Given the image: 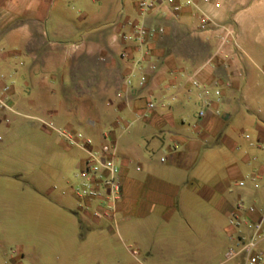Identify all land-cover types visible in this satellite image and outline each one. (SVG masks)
I'll use <instances>...</instances> for the list:
<instances>
[{
	"label": "rangeland",
	"instance_id": "374dc122",
	"mask_svg": "<svg viewBox=\"0 0 264 264\" xmlns=\"http://www.w3.org/2000/svg\"><path fill=\"white\" fill-rule=\"evenodd\" d=\"M218 1L221 7L214 15L229 16L219 23L231 26L245 37L244 49L251 56L254 42L264 45V0ZM54 2L45 21L42 18L33 21L30 16H5L0 23V83L11 88L8 101H4L7 107L0 109V222L8 223L0 229L3 241L0 256L5 257L7 264H148L145 256L127 240V227L116 215L117 203L112 208L100 198L90 201L84 196L82 190L87 181L80 175V164L87 159V153L80 146L87 144L95 152L103 145L115 143L116 167L119 168L117 152H137L139 157L135 153L132 164L143 165V160L154 162L158 157L157 153H148L152 136L159 139L170 129L152 127L135 117L125 119L107 101L101 104L95 100L82 108L81 103L68 99L76 91L73 80L76 75L73 62L64 58L71 46L85 50L90 43L88 33H107L126 22L137 21L140 25L146 15H139L136 0ZM234 16H248L249 30L246 31L243 22L235 21ZM215 41L212 33H202L195 43L186 40L196 62L184 69L186 73L211 58ZM50 51L55 55L53 66L47 62ZM215 68L228 70L218 65ZM235 70L241 69L234 67ZM244 74L247 76L245 70ZM260 85L264 90L263 78ZM108 99L114 102L113 92ZM47 109L54 112L45 113ZM199 110V105H195L183 124L174 120V128L186 129L197 139L193 126ZM259 110L263 115L258 114ZM83 112L91 114L93 125L87 123ZM248 116L249 125H231L226 130L223 136L229 144L203 142L192 167L184 170V182L194 183L192 177L197 175L199 185L216 191L218 198L229 204L236 203L241 196L244 208L253 206L264 211V202L257 203V196L264 193V139L260 140L258 133V126L264 127V107H253ZM117 118L120 122L113 127L111 123ZM70 137L78 139L80 146L71 145ZM166 146L172 149V140L167 139ZM141 158L144 159L138 160ZM65 159L69 167L60 172L58 166L60 163L63 166ZM240 182L245 187H239ZM201 204L210 206V202ZM87 213L104 220L106 226L101 234H95V249L91 250L88 241L79 250V237L86 234L80 221ZM219 228L220 235L223 229H236L229 226L227 218L219 220ZM222 235L217 236V241L208 238V244L222 241ZM224 242L222 248L227 249L229 243ZM99 250L101 255L95 257ZM29 254L38 260L28 257ZM219 263L242 264V261L240 257L226 260L225 256H219L199 264Z\"/></svg>",
	"mask_w": 264,
	"mask_h": 264
},
{
	"label": "crops",
	"instance_id": "0c3cea01",
	"mask_svg": "<svg viewBox=\"0 0 264 264\" xmlns=\"http://www.w3.org/2000/svg\"><path fill=\"white\" fill-rule=\"evenodd\" d=\"M197 3L200 5L201 0H197ZM52 6H55L54 0H0V23L5 16H30L33 21L38 18L45 21ZM220 7L218 0H210V4L204 9L215 24L224 25L219 21L229 16L214 15ZM234 19L243 22V27L246 31L249 30L248 16H234ZM134 23L138 24L137 21ZM141 23L147 27H161L164 31L161 35L163 38L158 36L147 45L145 51L138 50L120 39L119 34L123 31L121 25L112 27L107 33H88L90 43L84 51L82 47L77 49L76 46H71L65 51L64 58L73 62L72 69L76 75L73 78L76 91L74 95L72 93L68 96V99L81 103L82 108L88 107V104L95 100H100L101 104L107 101L109 106L120 112L125 119L135 117L136 120L149 123L152 127L166 126L170 129L166 133L163 132L164 135L159 139L153 135L147 145L148 153H157L158 157L154 162L141 158L138 160H143V165L138 163L133 166L135 153L139 157L137 152H117L121 198L115 207L116 215L127 227V240L145 256V261L148 264H199L208 258H226L228 250L235 247L239 239L249 234L250 225L259 222L264 211L253 206L244 208L241 196L236 203L229 204L218 198L216 191L199 185L197 175L192 177L194 183L184 182V170L192 167L196 152L204 141L229 144L228 138L223 136L226 130L231 125H249V110L255 106L264 107V90L260 85L262 78L264 80V67H260L264 63V45L254 42L250 51L252 55L249 56L244 49L245 37L234 31L236 43L242 53L241 61L236 62L231 70L218 71L216 68H207L198 73L200 82L210 83L214 78L219 79L223 98L221 106H213L203 118L197 117L193 126L197 138L195 139L186 129L174 128V120L179 119L183 124V120L192 115L195 105L201 108L199 92L191 87L189 81L190 75L199 68L191 73L184 71L196 64L186 40L195 43L199 41L202 33H214L199 31L197 14L189 7L184 8L177 16H172L163 8L155 9L149 12ZM214 36L216 39L215 34ZM216 44L215 41L214 51ZM54 59V52L50 51L47 57L50 66L55 65ZM138 60H144L145 65L150 62L157 65V71L154 73L144 70L146 82L142 88L138 85L141 77L136 65ZM234 67L243 71V78L235 77ZM10 92L11 88L0 83V94L3 93L0 98L3 103L8 101ZM112 92L114 102L108 99ZM150 102L155 104L153 110L147 109ZM216 111L219 114H215ZM52 112L54 110L47 109L45 113ZM258 114L263 115L260 110ZM83 116L88 124L93 125L91 114L85 115L83 112ZM119 122L117 118L111 125L116 127ZM128 127L129 125L125 130ZM258 133L259 139L263 140L264 127L258 126ZM167 139L172 140V149L165 147ZM161 159L164 162H161ZM63 164L58 166L60 172L69 167L66 159ZM83 164H80L81 168ZM201 202H210V206L207 208ZM263 202L264 193L257 196V203ZM234 216L243 220L244 225L230 231L223 229V240L209 245L208 238L217 241V236L221 237L219 220L227 218L229 224V220ZM114 221L116 223V219ZM80 222L86 234L79 237V250H83L88 241L92 245L91 250L95 249V234H101L106 223L88 213ZM7 225L8 223L0 222V229L6 228ZM224 241L229 243L226 245L227 249L225 246L222 248ZM2 244L3 241L0 240V247ZM98 255H101V250L95 257H99ZM25 256L23 254V257ZM28 257L38 260L37 256L31 254ZM0 261L7 264L3 255L0 256Z\"/></svg>",
	"mask_w": 264,
	"mask_h": 264
},
{
	"label": "built area",
	"instance_id": "2783aa9c",
	"mask_svg": "<svg viewBox=\"0 0 264 264\" xmlns=\"http://www.w3.org/2000/svg\"><path fill=\"white\" fill-rule=\"evenodd\" d=\"M210 4V0H201V4L197 0H136V9L139 15L145 16L149 12L163 8L172 16H177L186 8H192L197 14L198 29L201 32L212 31L216 35V49L211 56L197 71L190 75L191 87L199 92L201 98V108L197 114L198 118H203L213 106L222 105L223 88L219 79L214 78L210 83L200 82L197 78L198 73L207 68H215L216 65L223 69L232 68L236 62L241 61V51L236 43V35L234 30L227 25L215 24L209 17L204 7ZM122 32L119 34L120 39L128 43L138 50L145 51L147 45L158 36L163 34L161 27H147L143 23L136 24L134 22H126L122 26ZM125 30V31H124ZM124 56V55H123ZM137 68L141 72L139 87L145 85V71L151 73L157 71V65L150 62L145 65L144 60H138ZM235 77L243 78L242 70H235ZM230 84L228 83L227 86ZM3 96V93L0 94ZM0 108L5 109L6 106L0 98ZM154 102L147 104V109L153 110ZM215 114H219L218 111ZM244 138L249 140V136ZM71 145L80 146L78 139L70 137ZM87 153L80 175L86 178L87 185L83 187V194L92 201L94 198H100L107 202L112 208L121 198V187L119 174L120 170L115 165L116 149L115 145H103L99 151H91L87 144L80 146ZM161 162H164L161 159ZM239 187H243L244 183L240 182ZM108 208V209H112ZM110 213L108 210L105 211ZM264 215L259 222L250 225V232L246 237L238 240L234 248L228 250L226 260H232L237 257L241 258L242 264H264ZM232 228L239 229L244 225V221L234 216L229 220Z\"/></svg>",
	"mask_w": 264,
	"mask_h": 264
}]
</instances>
